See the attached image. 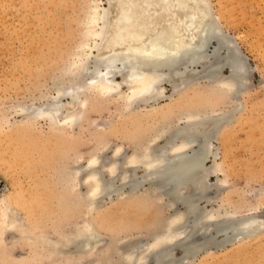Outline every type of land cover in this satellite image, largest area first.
<instances>
[{"label":"rangeland","instance_id":"1","mask_svg":"<svg viewBox=\"0 0 264 264\" xmlns=\"http://www.w3.org/2000/svg\"><path fill=\"white\" fill-rule=\"evenodd\" d=\"M87 1L0 0V198L12 201L11 207L25 220L29 232L32 226H37L44 234H55L56 231V235L62 236L70 233L75 223L83 220V208L76 204L75 207L72 205L73 208L69 207L71 203L66 202L65 195H62L59 175L79 167L80 175L84 176L82 173L87 167L86 160L94 154L101 158V164H115V167H120L123 156L131 154L137 139L146 131V126L152 125L157 129L165 127L157 114L151 115L150 118L148 110L155 106L170 108L177 96L182 94L177 95L171 91L173 83L180 82L174 76L173 83L165 80L161 85L165 98H161L157 105L152 102L134 104L135 107L131 110L133 116L127 111L124 112V109L112 100L103 103L91 100L73 128H64L62 134L51 133L47 123L42 120L33 125L22 122V116L15 113L16 106H39L45 101L42 95L56 96L55 78H60L62 67H65L66 60L70 59L69 55L81 41L85 21V18L81 17H85ZM96 1L106 9L110 6V0ZM204 1L209 2L211 16H220H216L219 21L216 19L215 24L224 34V41L227 43L230 39L232 45L238 48L246 61L247 73L239 92L234 96L232 94V100L216 101L213 105V115L226 113L232 119L230 124L226 123L222 127L217 141L211 140V148L218 152L216 164L220 163L218 170L221 172H216L215 168L213 170L211 157L205 162L204 168H212L213 173L211 170L207 179L203 180L208 188L205 199L198 203V207L206 214L211 211H225L230 216L235 215V220L236 217L237 220L250 217L258 222V227L252 234L246 231L247 233L239 235L240 238L235 232L233 236H238L237 239L232 236L235 238L230 240L232 242L222 243L220 241L223 236L229 235L230 232L225 235L216 234L211 230V225L217 221H211L208 223L210 230L207 228L209 231L206 230V235L218 243L217 245L204 248L203 243H206L208 237L199 232L195 237L191 236L190 239H193L188 242L191 244L189 249L192 250V255L184 258V249L175 248L168 262L264 264V0ZM202 17L205 22L211 20L205 15ZM221 33L216 32L218 36ZM216 43L214 39L206 46L205 53L209 56L206 59H212L211 62L204 60L206 65L202 62V65L187 71L198 76L201 74L199 82L202 85L210 82L203 80V77H206L203 70L208 63L215 62L211 55L217 50ZM230 45L228 43L229 47ZM224 47L218 46L220 51H217V57L220 60L228 54ZM92 52L94 54L91 58L96 57V50L93 49ZM91 61L88 63L89 70L92 67ZM219 70V78L228 76V67L222 66ZM121 90L125 91L126 87L122 85ZM64 103L67 101L64 100ZM171 121L173 128L185 125V122L174 118ZM158 142L161 145L165 143L162 139ZM193 149H197V144L193 145ZM119 171L120 169L116 171L114 182L112 181L110 194L99 197L100 204L96 212L98 216L95 213L89 217L93 218L94 232L100 236L101 242L91 250V256H88L90 259L86 257L89 253L87 252L82 258L77 257L73 264H100L97 263L100 260L98 249L102 247L112 249L115 252L113 263H118V250L122 252L125 248L128 250L125 252L134 253L148 241V233L146 229H142L146 224L165 220L184 210L179 204L168 208L167 200L160 201L159 208L154 206L152 210H148V207L131 198L130 186L124 187L123 190L120 188L122 169ZM103 176L108 179L107 174ZM136 176L140 178L141 172H137ZM84 192V186L77 185L69 199H78ZM63 207L64 209H61ZM206 225L203 228H206ZM244 235L246 237L242 238ZM204 236L207 240L203 239ZM3 239L6 240V249L5 244L0 245V260L3 259L7 263L15 261L18 264H48L49 260L46 258L40 261L33 258L34 255L26 246V239L16 240L17 242L8 236ZM84 258L85 260H82Z\"/></svg>","mask_w":264,"mask_h":264},{"label":"bare ground","instance_id":"2","mask_svg":"<svg viewBox=\"0 0 264 264\" xmlns=\"http://www.w3.org/2000/svg\"><path fill=\"white\" fill-rule=\"evenodd\" d=\"M108 4L110 6L106 9L96 0L87 1L85 17H81L85 18L84 27L80 28L81 41L69 55L70 59L66 60L65 67L60 70L62 72L60 78L54 77L57 80H54L56 96L42 95L45 101L39 106L26 107L24 104L16 106L14 110L22 116L21 121L33 125L42 120L47 123L51 133L62 134L64 128H73L91 100L100 103L112 100L129 114L135 107L133 105L140 102L145 104L152 102L157 105V102L166 96L161 85L165 80L171 83L174 76L180 81L174 83L180 84L172 82L171 91L177 95L180 93L184 95L177 96L170 108L165 109V106L162 109L155 106L148 110L149 117L157 114L165 127L157 129L152 125L146 126V131L137 139L131 154L123 156L122 162L119 163L120 167H115V162L114 165L101 164L99 162L101 158L93 153L94 155L86 160L87 167L82 173L84 176L80 175L79 167L59 175V184L61 189L63 188L62 195H65L66 202L71 203H69L71 206H68L73 208L72 205L75 207L76 204L83 208V220L75 223L70 233L62 236L56 235V231L55 234H44L37 226H32L29 232L25 220L11 207L12 201L0 198V245L5 244L6 240L3 239L5 236L12 241L26 239L28 241L26 246L34 255L33 258L39 261L46 258L49 260L48 264H73L77 257L87 255L89 252L86 256L88 257L92 253L91 250L101 242L100 236L94 232L93 218L89 217L97 212L99 197L110 194L118 169L120 171L122 169L120 188L123 190L124 187L130 186L131 198L148 207V210L149 208L152 210L154 206L159 208V202L162 200L168 201L166 205L168 208L179 204L184 210L165 220L146 224L142 229H146L148 241L134 253L125 252L127 250L125 248L122 252L118 250L116 252L119 254L118 263H113L115 252L112 249L103 247L98 249L100 260L98 258L97 263L169 264L175 248L184 249V258H187L193 254L189 249L191 244L188 243L193 239H190L191 236L199 232L206 235L207 228L210 230L208 223L211 221H217L212 223L213 225L210 224L211 230L216 234L225 235L230 232L229 235L223 236L220 241L222 243L238 238L244 232L247 233L246 231H250L251 234L252 231H257L258 222L255 219L249 217L237 220L236 217L235 220V215L230 216L225 211L224 213L211 211L206 214L198 207V203L205 199L208 188L203 180L212 170L204 168L205 162L211 157L213 170L215 168V171L221 172L218 170L220 163L216 164L218 152L211 148V140L217 141L222 127L226 123L230 124L232 119L226 113L215 116V111L213 115V105L216 101L233 99L232 94L234 96L239 92L241 82L245 81L247 73L246 61L238 48L232 45L230 39L227 38L229 40L227 43L224 41V34L215 24L216 19L219 21L216 17L219 15L211 16L209 2L204 0H110ZM202 15L211 20L205 22ZM216 32L223 35L218 36ZM214 39L219 47L225 46L224 50L226 48L228 54L225 57L222 55L223 58L220 60L217 57L219 56L217 51H220L217 46V50L211 55L215 62L208 63L203 70L206 74L203 80L210 82L202 85L199 82L201 74L198 76L187 71L204 63V60L208 62L212 60L206 59L209 56L205 52L206 46ZM228 43L231 44L230 47ZM93 49L97 55L91 58L94 54L91 53ZM89 60H92L90 70ZM222 66L228 67L229 74L227 77L219 78V69ZM59 74L58 72V76ZM122 85L126 87L125 91L121 90ZM64 100L67 103H64ZM130 116H133L132 113ZM172 118L185 122V125L173 128ZM159 139L165 143L163 145L157 143ZM195 144L196 150L193 149ZM100 169L104 171H99ZM137 172H141L140 178L136 176ZM104 174H107L108 179L103 176ZM80 184L84 186L85 192L78 196V199H69L71 192ZM64 206L69 208L67 205ZM205 225L206 228H203ZM235 232L238 236H233ZM245 235L241 237H246ZM203 239L207 240L205 236ZM205 242L208 245L203 243L204 248L218 244L209 237ZM5 246L6 244L4 245L6 249ZM0 264L18 263L15 261L7 263L2 259Z\"/></svg>","mask_w":264,"mask_h":264}]
</instances>
